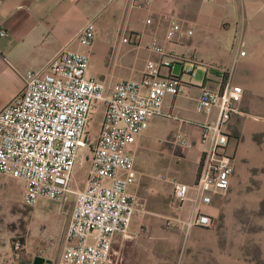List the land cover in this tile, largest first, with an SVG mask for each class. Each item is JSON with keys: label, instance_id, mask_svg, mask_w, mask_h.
I'll return each mask as SVG.
<instances>
[{"label": "built area", "instance_id": "obj_1", "mask_svg": "<svg viewBox=\"0 0 264 264\" xmlns=\"http://www.w3.org/2000/svg\"><path fill=\"white\" fill-rule=\"evenodd\" d=\"M152 1L130 3L147 9ZM181 31L180 23L171 21L165 38L170 40ZM0 34L7 31L1 28ZM96 36V24L89 20L78 34L84 49L63 48L43 69H27L24 87L0 110V172L25 181L23 204L34 206L41 198L62 201L71 192L75 195L57 264H109L116 234L134 236L129 228L139 204L129 189L136 178L134 146L149 120L162 113L165 95L183 91L180 76L170 70L161 72L179 57H172L157 37L151 38L149 46L159 56L146 59L139 78L119 77L108 83L89 75ZM183 71L190 83L192 65L183 66ZM241 97L242 87L236 83L218 88L200 85L196 111L209 113L216 106L217 115L200 124L203 148L195 180H172L178 211L164 217L167 226L212 225L215 217L203 206L230 186L234 163L225 149L226 123L239 110ZM98 100L104 104L103 118L93 135L88 123ZM164 114L176 117L171 111ZM173 140L183 146L191 143L182 131H176ZM83 147L85 157L78 160ZM84 161L88 162L85 185L73 188L75 167ZM188 200L192 206L185 214Z\"/></svg>", "mask_w": 264, "mask_h": 264}, {"label": "crops", "instance_id": "obj_2", "mask_svg": "<svg viewBox=\"0 0 264 264\" xmlns=\"http://www.w3.org/2000/svg\"><path fill=\"white\" fill-rule=\"evenodd\" d=\"M89 20L97 28L88 69L93 77L108 83L119 77L139 78L146 59L159 56L149 46L152 37H157L172 57H179L161 72L170 70L180 76L183 91L165 95L162 113L149 120L137 139L167 148L170 173L160 177L171 187L173 179L195 180L203 148L200 124L217 115L216 106L209 113L196 111L200 85H241L239 110L226 123L225 149L234 163L229 187L231 192L244 187L257 189L264 196V0H153L147 9L132 6L130 0H0V29L7 31L0 34V110L24 87L27 69H43L63 48L84 49L78 34ZM171 21H178L182 31L168 40L165 31ZM240 50H245L244 54H239ZM186 65L194 69L190 83L189 74L183 71ZM197 69L202 74L199 79L194 78ZM183 95L189 99L188 106L179 101ZM169 111L176 117L164 114ZM157 118L166 120L163 133L153 129ZM176 131L186 134L189 146L167 139ZM134 168L131 191L137 182L135 162ZM11 183L22 195L25 181L0 172L1 197L11 193ZM215 196L218 194L213 200ZM188 201L185 207L192 206ZM207 207L216 205H204L203 209ZM127 239L116 234L109 264L124 263ZM8 246L0 243V264L11 261L3 252Z\"/></svg>", "mask_w": 264, "mask_h": 264}, {"label": "rangeland", "instance_id": "obj_3", "mask_svg": "<svg viewBox=\"0 0 264 264\" xmlns=\"http://www.w3.org/2000/svg\"><path fill=\"white\" fill-rule=\"evenodd\" d=\"M200 77L197 69L194 78ZM179 101L190 104L185 95ZM103 110L104 104L98 100L88 123L93 135L99 130ZM156 120L153 129L163 133L166 120ZM85 153L83 147L78 160ZM168 158L164 146H151L140 139L134 146L137 182L132 191L139 204L130 225L135 235L127 239L123 264H264V196L260 190L244 187L231 192L229 187L215 196L212 204L216 207H207L215 217L211 226H167L164 217L178 209L172 187L160 177L161 173H170ZM87 170V161L77 163L70 182L73 188L85 185ZM9 188L11 193L0 196V243L9 244L3 251L11 258L8 264H35L41 260V264H55L64 247L74 193L62 201L41 198L36 205L27 206L13 183ZM189 208L184 207L183 212L186 214Z\"/></svg>", "mask_w": 264, "mask_h": 264}, {"label": "water", "instance_id": "obj_4", "mask_svg": "<svg viewBox=\"0 0 264 264\" xmlns=\"http://www.w3.org/2000/svg\"><path fill=\"white\" fill-rule=\"evenodd\" d=\"M36 264H37V262H36Z\"/></svg>", "mask_w": 264, "mask_h": 264}]
</instances>
